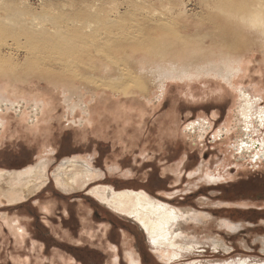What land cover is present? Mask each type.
I'll return each instance as SVG.
<instances>
[{
	"label": "rangeland",
	"instance_id": "374dc122",
	"mask_svg": "<svg viewBox=\"0 0 264 264\" xmlns=\"http://www.w3.org/2000/svg\"><path fill=\"white\" fill-rule=\"evenodd\" d=\"M206 3L0 0V7L12 8L0 10L1 37L7 42L3 59L24 62L31 45L62 48L47 55L55 58L53 70L66 73L57 80L51 76V81L34 76L31 69L25 70L28 77L18 80L0 75L3 89L10 85L18 94L26 91L29 97L48 95L53 100L45 115H36L32 102L21 110L0 108L6 116L5 128L0 125V170H23L43 161L47 174L44 186L30 197L12 204L6 196L1 198L0 264H130V252L139 264L264 263V41L255 36L250 42L253 49L241 53L250 61L248 75L239 80L251 95L249 102L232 89L223 91L221 77L205 83L203 75L210 69L200 57L211 51L226 53L210 41L175 44L173 38L208 32L195 27L207 16L201 9ZM66 25L72 32L63 29L64 38L54 42L39 34ZM151 25L159 30H144ZM84 48L90 51L80 56ZM175 65L183 72L188 67L184 79H175L159 98L156 86ZM178 70L172 73L179 75ZM100 79L110 80V85ZM182 81L183 88L176 85ZM255 83L262 86L258 94L253 93ZM67 85L72 100L64 98ZM114 91L122 97L118 105L103 102L106 119L87 124L80 98L84 101L100 92L110 99ZM243 104L251 112L248 122L243 119ZM248 140L249 148H242ZM69 159L89 164L98 176L67 193L56 183L55 173L62 165L69 167ZM218 172L222 176L211 177ZM99 186L144 191L176 209L181 218L169 228L174 237L185 235L182 240L195 247L180 260L163 257L161 250L150 246L135 218L92 192ZM18 219L25 229L19 239L11 228ZM215 242L222 244L219 249ZM18 254L28 261L16 260ZM62 255L71 261L64 262Z\"/></svg>",
	"mask_w": 264,
	"mask_h": 264
},
{
	"label": "bare ground",
	"instance_id": "6f19581e",
	"mask_svg": "<svg viewBox=\"0 0 264 264\" xmlns=\"http://www.w3.org/2000/svg\"><path fill=\"white\" fill-rule=\"evenodd\" d=\"M92 2H94V0H92ZM11 9L12 8L7 6L0 7V10L3 11L4 13L7 10L10 11ZM201 9L203 13L207 14V16L202 17L204 18L203 20L201 19L200 21L202 25H200L199 23L198 26L197 25L194 26L196 27V29L198 28L201 30L203 28H208L209 29L208 32L203 34L199 33L198 37H187V38L176 37L173 38V40L175 41L174 43L176 44V42L178 43L185 42L187 44L188 43L192 44L194 42L200 43V42L210 41L211 46H213L217 50H220L223 53L225 52L226 55L225 54L215 55L216 52L211 51L207 55L208 57H204V56L200 57V60L203 61L206 60L205 65L208 69H210V71L205 73L207 75L205 74L203 75L205 76L203 80L205 83L208 82L212 83L214 78L219 79L221 77L224 79V84H223L224 86H222L221 84L219 85L220 87L222 86L223 91L227 89H232L237 94L241 93L243 95L244 102H249L251 100V95L246 94L247 90L245 89V86H241L239 80L240 78L248 75L247 69L249 68L250 61L249 59H247V57L245 56L243 57L241 53L244 52L245 50L246 52H250L253 49L250 42L253 43V38H255V36L257 37L259 36L257 39L261 38V40L264 41V0H208V3H206V5H204L203 8L201 7ZM206 19H210V20L207 21ZM170 28L172 27L170 26ZM63 29H67L70 32H72V27L66 25L64 28H62V26L55 27L53 31L52 29H49V31L42 30L41 32H39V34L43 39L50 42H54L56 39L63 37V34L61 33ZM144 30L156 31L159 30V27L157 25L155 26L151 25L149 27H146V29ZM1 36H2V32H0V62L2 61L0 63V75H11V78L13 76L17 78L15 80H18L20 79V77L21 78L28 77L29 75H27L28 73L27 74L25 73V70L31 69L34 72V73L32 72L34 76L43 77L45 79H48V81H51L52 79L51 76L54 77V80H57L55 78L60 79L65 77L66 73H62L63 70L58 72L51 68L53 64H56L54 60L55 58L50 59V57H48V55H53L54 53H58V49L63 50L62 48H46L49 46L31 45L30 48L27 49L26 61L21 62L19 58H16L15 59L16 61L14 60L10 61L3 59L1 55V51L3 50V47L7 45L6 40L2 39ZM191 39H194V41ZM89 51L86 50V48H84L80 56L87 54ZM38 53L41 54L40 56L42 57L37 56ZM195 59L199 60L198 58ZM60 63L65 64L63 61ZM108 68L105 69L106 72L111 71V68L110 67ZM187 68L184 69V72L182 67L178 68L177 65H175V67H172L170 69L172 71L166 74L164 79L165 81L162 79L161 84H158L156 86L160 90L159 98L163 97L164 93L169 89L170 85H172V87L174 86L173 85L174 82L177 81L175 79L178 78L181 80L184 79L182 76L185 75ZM36 69L37 71H35ZM176 70H178L179 75L172 73L175 72ZM43 72L45 75L42 74ZM46 72H48V74ZM86 73L87 72H85V74ZM103 78L106 79V77ZM129 80L131 79H128V81ZM107 82L110 83V80L101 81L102 84H108ZM111 84H113V82ZM122 85L123 84H118L114 87L118 88ZM176 85L179 87L181 86L183 88L185 83H183L182 81V85L181 84H176ZM5 87L6 88L3 89V87H1L0 85V108L2 106H7L6 107L7 109L10 107H18L21 110L22 107L24 105H27L28 102L29 103L32 102L30 106L35 108L34 111L37 110L36 115L39 113L45 115L48 114V112L51 110V106L53 105V100L48 95L47 96L37 95L34 97H29V93H26V91L21 94H18L17 88H12V86L10 87V85H8V87L7 86ZM223 87L225 89H223ZM261 87L262 86L258 83L253 84L252 85V89L254 90L253 93L258 94L261 90ZM83 88L91 89V87H83ZM69 91H70L69 86L68 85L65 86L63 89L64 98H66L67 100H72L73 96L71 94H68ZM113 94H114L113 97H110V99L107 97H103V95H101L100 92L99 93L94 92L91 96H87L86 99H84V101H82L80 98V101L78 102L80 103V108L83 110L84 116H86L85 120L87 124H91L92 126L95 125V123L97 124L98 122L97 120L99 117L100 118L105 117L106 119L107 116L104 114V112L102 113V103L108 100L109 104H111V107H115L118 105V102H120L122 99L119 93H115L114 91ZM149 100L151 102V99ZM74 106L75 108L73 107L74 108L73 110H76L77 108L76 104H74ZM126 106H128L129 108L130 105L127 104ZM248 107L249 105L248 106L244 104L241 105L243 119L244 121L247 122L250 120L248 118V115H251L250 114L251 112L246 111ZM24 110H23V114L25 113V115H27L26 111ZM5 119L6 116L0 114V125L3 126V128H5L6 125ZM245 143L246 144H242V148L244 146L245 148L246 147L249 148L247 144L249 143V140ZM250 150L252 149L250 148ZM257 154H259V152H257ZM66 162H68L67 164H70L69 167H67L68 165L65 166L62 165L61 169L59 167L58 168L59 172L57 171L55 173L57 177L55 178L56 179L55 181L64 190L66 191L68 190L67 193H69L70 191L69 189L72 188L75 189V187L86 186L90 182V180L98 176L97 172L93 170L94 168L92 169L91 166H88L89 162L87 163L88 165L86 164L79 165L78 162L73 159H69ZM68 171L69 173H67ZM216 174L217 176L211 175V177L218 178L222 176L219 172ZM46 179H47L46 165L43 161H41L39 164L33 167L25 168L23 170H16V171L0 170V201L3 196H6L5 198L8 200L9 203L19 202L20 200L28 197L29 194H31L32 192H37L39 189H41L44 186L43 184L46 183ZM92 192L99 199H102L107 205L117 209L120 212L125 213L128 216L135 218L145 229L148 235L150 246L154 250H161V254L163 257H167L171 261L180 260L186 254H190L187 252L192 251L191 249L195 247L194 246L195 244L189 243L187 241L185 242L182 240L185 238V235L183 236L182 234L179 233L178 235L176 234L177 237H174L173 233L169 228L170 223L175 222V220H177L179 217L181 218L180 216L181 214H179V211L173 208H169L166 204H163L162 202H158L157 200L151 198L144 191L131 190V189L117 191L109 186L107 187L99 186L94 188ZM17 223L18 224H14L11 222V228L13 230L12 233L13 234L15 233L14 235L19 239V237H23L25 235L24 233L25 229L22 228L23 222L20 219L17 220ZM162 240H164V242ZM19 243L21 244L20 241ZM221 245H222L221 243L217 242L216 244H214V247L215 249L217 248L219 249ZM163 246H165V248ZM130 253H129V256L131 257L130 264H139V261L133 256L132 253L131 254ZM14 258L22 262L28 261L27 260L28 258L22 259L19 256V254ZM37 258L39 259V257ZM62 258L66 263L71 261V257L69 256L62 255ZM212 264H221V263H212Z\"/></svg>",
	"mask_w": 264,
	"mask_h": 264
},
{
	"label": "crops",
	"instance_id": "0c3cea01",
	"mask_svg": "<svg viewBox=\"0 0 264 264\" xmlns=\"http://www.w3.org/2000/svg\"><path fill=\"white\" fill-rule=\"evenodd\" d=\"M12 204V203H11Z\"/></svg>",
	"mask_w": 264,
	"mask_h": 264
}]
</instances>
